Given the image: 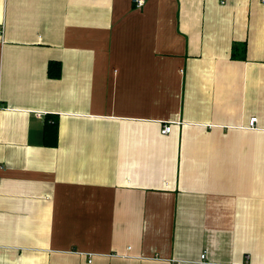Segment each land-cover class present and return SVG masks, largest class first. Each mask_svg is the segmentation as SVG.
<instances>
[{"label":"crops","instance_id":"1","mask_svg":"<svg viewBox=\"0 0 264 264\" xmlns=\"http://www.w3.org/2000/svg\"><path fill=\"white\" fill-rule=\"evenodd\" d=\"M0 264H264V0H0Z\"/></svg>","mask_w":264,"mask_h":264},{"label":"built area","instance_id":"2","mask_svg":"<svg viewBox=\"0 0 264 264\" xmlns=\"http://www.w3.org/2000/svg\"><path fill=\"white\" fill-rule=\"evenodd\" d=\"M135 3H136L137 8H142L145 5V0H135ZM256 122H257V118H252L250 121V125L254 126ZM171 132H172L171 123L166 124L161 131L163 135L170 134ZM205 257H206V253L203 254L202 258L204 259Z\"/></svg>","mask_w":264,"mask_h":264},{"label":"trees","instance_id":"3","mask_svg":"<svg viewBox=\"0 0 264 264\" xmlns=\"http://www.w3.org/2000/svg\"><path fill=\"white\" fill-rule=\"evenodd\" d=\"M236 48H234V50H235ZM233 53H234V51H233ZM233 56H234V54H233ZM55 67V64L54 63H52L51 64V66H50V68H49V72H52V68H54ZM54 71V70H53Z\"/></svg>","mask_w":264,"mask_h":264}]
</instances>
